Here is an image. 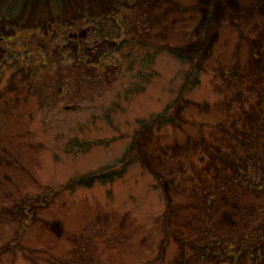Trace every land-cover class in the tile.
Returning a JSON list of instances; mask_svg holds the SVG:
<instances>
[{"label": "rangeland", "instance_id": "1", "mask_svg": "<svg viewBox=\"0 0 264 264\" xmlns=\"http://www.w3.org/2000/svg\"><path fill=\"white\" fill-rule=\"evenodd\" d=\"M0 264H264V0H0Z\"/></svg>", "mask_w": 264, "mask_h": 264}, {"label": "trees", "instance_id": "2", "mask_svg": "<svg viewBox=\"0 0 264 264\" xmlns=\"http://www.w3.org/2000/svg\"><path fill=\"white\" fill-rule=\"evenodd\" d=\"M172 52H174V51H172ZM178 52H181V51H178ZM168 116H169L168 115V112H165L162 115L158 116L156 119H154L153 122L157 121V119L166 120L168 118ZM123 161H124V159H123ZM109 171H111V170H108V171H105V172H99V173H92V174H89L88 176H86V178H79L76 181H73L72 183H76V184L86 183L87 185L90 186V185H92L95 182L96 179H98V178H104L106 176L105 173H107ZM122 171L123 170H121L120 172H122Z\"/></svg>", "mask_w": 264, "mask_h": 264}]
</instances>
